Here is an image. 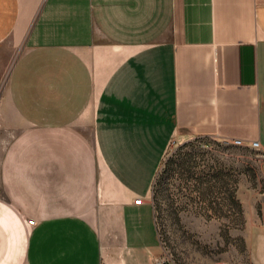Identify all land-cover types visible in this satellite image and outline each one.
I'll list each match as a JSON object with an SVG mask.
<instances>
[{
	"label": "crops",
	"instance_id": "1",
	"mask_svg": "<svg viewBox=\"0 0 264 264\" xmlns=\"http://www.w3.org/2000/svg\"><path fill=\"white\" fill-rule=\"evenodd\" d=\"M1 86L0 264H154L170 144L264 153V0H0Z\"/></svg>",
	"mask_w": 264,
	"mask_h": 264
},
{
	"label": "rangeland",
	"instance_id": "2",
	"mask_svg": "<svg viewBox=\"0 0 264 264\" xmlns=\"http://www.w3.org/2000/svg\"><path fill=\"white\" fill-rule=\"evenodd\" d=\"M263 161L217 138L170 144L150 197L165 264H264Z\"/></svg>",
	"mask_w": 264,
	"mask_h": 264
},
{
	"label": "built area",
	"instance_id": "3",
	"mask_svg": "<svg viewBox=\"0 0 264 264\" xmlns=\"http://www.w3.org/2000/svg\"><path fill=\"white\" fill-rule=\"evenodd\" d=\"M233 143L235 145H244V143L241 141V140H234ZM249 146L251 148H255V149H259L260 150V144L258 141H255V142H252L251 144H249ZM262 156L264 157V153H262ZM134 203L136 205H140L143 203V200L142 198H138L134 201ZM29 224L32 225L34 224V221L33 220H29ZM154 264H165V260L162 258V257H159L155 260V263Z\"/></svg>",
	"mask_w": 264,
	"mask_h": 264
}]
</instances>
